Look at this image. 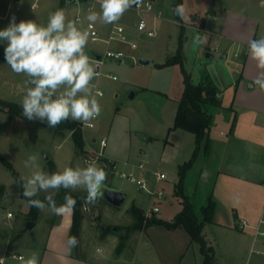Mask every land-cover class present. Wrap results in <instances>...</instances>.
I'll return each mask as SVG.
<instances>
[{"label": "rangeland", "instance_id": "1", "mask_svg": "<svg viewBox=\"0 0 264 264\" xmlns=\"http://www.w3.org/2000/svg\"><path fill=\"white\" fill-rule=\"evenodd\" d=\"M223 2L224 0H152V12L160 11L161 18L154 19L147 15V28L144 31L136 30L137 16L130 9L115 23L124 28L127 43L121 44V49L125 45L129 49L120 62L104 56L107 49L118 48L113 45L115 42H104L115 24H94L99 38L89 41L86 52L93 60L96 56L101 57L98 75L92 83L95 85L94 91L102 92V96H97L102 113L91 121V128L82 126L79 122L84 139V153L77 151L69 130L49 128L46 122L29 121L22 115L19 103L26 92V77L12 72L4 59L5 44L0 43V99L19 105L15 108L17 115L13 117H9L0 107V157L11 164L19 177L30 174V170L24 167V161L34 153L41 155L40 164L48 172L50 161L54 162L57 171L78 164L84 166L85 161H95L102 168L108 167L106 185L125 194L121 207H114L101 199L91 205L81 201L79 250L95 254V249L100 247L102 253H112L109 240L103 237L113 233L118 242L119 235L124 237V247L119 254L131 262L140 239H147V243L163 241L164 236L160 232L163 229L157 226L151 228L144 225L140 229H132L134 217L130 209L135 206L142 209L146 217L171 220L183 208V199L177 195L176 190L180 167L191 159V165L184 172L183 193L191 203L197 219H202L201 207L206 204L203 194L206 190L210 192V182L203 179L206 160L210 158L205 151V140L194 156L195 136L178 131L176 133H180L181 137H177L171 131L175 130L172 127L184 87L183 71L195 85H210L216 89L215 82L220 86L228 80L229 63L220 56L224 49L219 39L222 19L217 15L214 19L210 12L211 9L218 11V6ZM180 4L185 8L183 18L174 13V8ZM227 4L238 15L230 21L236 25L234 32L242 35L249 32L251 37L257 32L256 37H264V0H227ZM88 6L99 11L98 0H76L69 6L65 4V0H0V30L9 25L12 16H15L17 23L31 19L46 24L48 14L57 8H63L70 19L79 16L84 26L88 22L85 19ZM147 30L154 31V35L149 36ZM197 36L201 37L202 43L196 40ZM131 43L135 44V48H130ZM234 50L235 48L231 52V62L234 60ZM206 52L211 54L210 58H206ZM139 55L146 56L142 58H147L150 63H137ZM174 57L175 60L179 58L180 63L167 64ZM111 76H115V79ZM131 92L133 97L129 98ZM215 120L217 122L211 130L218 135L224 129V124L219 121L220 116ZM77 128L78 126L75 129ZM102 137L105 140L101 151L99 141ZM92 138L96 143H92ZM92 150L102 152L104 157L97 155L95 158ZM106 158L109 162L105 161ZM123 160L133 165L140 164L151 182H154L155 174L163 173L166 178L154 188L160 190L163 197L160 200L152 198L145 190L138 189L135 182L121 177L122 172L126 175L130 173V168L123 165ZM114 162L116 167L113 169ZM134 176L137 178V175ZM15 181L11 170L0 159V256L18 253L15 249H7L9 245L23 246V250L29 247L42 248L51 227L60 218L47 209L39 211L30 208L22 195V186ZM149 188L153 189L151 186ZM71 192L85 193L82 189ZM60 194L61 191L56 197ZM45 195L46 193H40L42 198ZM152 205L158 206L159 212H150ZM8 212L11 213L10 217H7ZM27 222H34V226L26 228ZM146 249L147 246L142 244L140 254L143 264L150 263ZM115 251L113 256L117 255ZM13 261L16 260L6 258L5 264ZM201 262L199 245L192 242L182 264ZM133 264L140 263L135 260ZM218 264H223L219 257Z\"/></svg>", "mask_w": 264, "mask_h": 264}, {"label": "crops", "instance_id": "2", "mask_svg": "<svg viewBox=\"0 0 264 264\" xmlns=\"http://www.w3.org/2000/svg\"><path fill=\"white\" fill-rule=\"evenodd\" d=\"M218 7V11L211 9L210 12L214 19L216 15L222 19V33L219 39L224 49L220 56L227 64L229 63V68L228 80L220 86L214 83V86L217 85L216 95L219 103L212 109V123L207 131L208 145L205 151L211 159L206 160L203 179L210 182V192L206 190L203 195L206 204L209 198L214 201L215 208L212 220L204 224L202 234L207 245L213 249V264H218V257L223 264H264V236L257 234L251 227L257 225L264 206V89L259 86L253 87V81L264 70L258 69L256 62L248 54L249 41L261 37H256L257 32L252 37L249 32L243 35L234 32L236 25L230 21L238 15L232 12L227 0ZM113 45L124 52L129 50L127 45L124 49H121L119 43ZM234 48V60L231 62L230 56ZM217 116H220L219 121L224 124V129L218 135L211 130L217 122L215 120ZM178 131L184 134L188 132L175 129L171 134L181 137L180 133H176ZM104 140L102 137L99 141L101 151L103 147L101 142ZM91 141L93 144L96 143L94 138ZM91 152L95 153V158L97 155L100 158L104 157L101 155L102 152L96 153L93 150ZM106 160L109 162L107 158ZM122 163L130 168L129 174L137 175L136 179L144 180L148 187L154 189L161 182L157 181L156 177L154 182H151L140 164H129L127 160H123ZM112 165L114 169L115 162ZM71 218L72 213L60 216L59 221L51 227L42 248L29 247L23 250V246L9 245L7 249H15L25 258L36 253L39 256V264H133L135 260L143 264L140 250L144 244L147 246V253L145 251L144 253L149 255L150 263L182 264L192 244L184 228L167 230L159 227L163 229L160 230L164 236L163 241L147 243V239L146 241L140 239L138 249L133 253L131 262H128L121 254L113 256L118 240L112 233L103 237L109 240L112 253H102L100 247L95 249V254L80 250V258L77 259L71 256L66 244ZM243 221L246 226H241ZM9 258L16 260L10 264H19L17 259L8 256L7 259Z\"/></svg>", "mask_w": 264, "mask_h": 264}, {"label": "clouds", "instance_id": "3", "mask_svg": "<svg viewBox=\"0 0 264 264\" xmlns=\"http://www.w3.org/2000/svg\"><path fill=\"white\" fill-rule=\"evenodd\" d=\"M99 11L89 9L85 19L92 24H115L142 0H98ZM33 12L34 9L32 8ZM175 15L183 18L182 4L174 9ZM90 33L83 28L79 18L70 19L63 8L48 14L46 24L36 20H20L15 16L9 25L0 30V43H4V59L12 72L26 77V92L20 105L22 115L29 121L46 122L55 128L69 120L89 125L102 113V107L92 83L97 75L99 62L86 52ZM198 42H203L197 36ZM248 54L258 69L264 70V37L248 43ZM264 89V71L253 81V87ZM41 155L30 154L24 167L30 170L28 176H20L15 182L22 186V195L30 208L48 210L53 215L74 213L77 200L71 191L82 189L86 204H95L111 191L107 185V172L95 161H85L84 166L64 167L60 171H45ZM65 191L63 203L57 204L56 195ZM46 193L43 199L40 193ZM69 251L79 245L72 235L67 238ZM19 264H39L36 253L27 258L13 257ZM5 264V258H0Z\"/></svg>", "mask_w": 264, "mask_h": 264}, {"label": "trees", "instance_id": "4", "mask_svg": "<svg viewBox=\"0 0 264 264\" xmlns=\"http://www.w3.org/2000/svg\"><path fill=\"white\" fill-rule=\"evenodd\" d=\"M177 6V5H176ZM176 8V7H175ZM174 8V9H175ZM177 16V15H176ZM178 17V16H177ZM179 57V56H178ZM176 63H180L179 58L175 60L171 58L167 64L174 65ZM183 91L179 100L175 120L173 127L174 129H181L192 133L195 136L196 141V149L194 151V156L196 155L197 150L200 147V144L205 140V150L207 149V131L212 123V109L218 106L217 99V90L210 85L198 84L195 85L190 82L189 75H187L183 71ZM0 107L9 117H13L17 115L15 112V108L19 107L16 103L1 100L0 99ZM81 123L76 121H67L62 123L57 128L62 130H69L71 133V137L73 139L74 145L79 153H84V139L83 133L79 128ZM78 126L77 129H75ZM1 162L11 170L12 174L15 176L16 180L19 179V175L16 171L13 170L11 164L6 162L2 157H0ZM193 159L190 162L180 167V178L178 181V185L176 187L177 195L181 196L183 199V208L180 210L172 220H164L156 217H146L144 213L137 207L133 206L130 209V213L134 217V224L132 229H140L144 225L145 226H157L167 230H173L176 228H184L188 233L190 240L199 245V250L202 255L201 264H213L214 262V254L212 247L207 245V242L202 234V229L205 223H209L212 220V213L215 208V203L210 198L205 206L201 208L202 219L198 220L196 217V213L193 210V207L189 200L185 197L183 193V178L184 172L191 165ZM106 172H108V167H103ZM57 171L54 163L52 161L49 162V172ZM77 200V206L72 213L71 225L69 228V236H76L79 240V232H80V224L81 218L79 217L80 213V203L83 200L82 197L86 195L83 194H75L70 192ZM65 195V191L62 189L60 196L57 197V204L63 203V197ZM42 198V197H39ZM43 199V198H42ZM119 242L116 246V254L122 251L124 247L123 241L125 240L123 236L119 235ZM79 245L71 250V256L73 258H80Z\"/></svg>", "mask_w": 264, "mask_h": 264}, {"label": "built area", "instance_id": "5", "mask_svg": "<svg viewBox=\"0 0 264 264\" xmlns=\"http://www.w3.org/2000/svg\"><path fill=\"white\" fill-rule=\"evenodd\" d=\"M91 9V6L87 7V10ZM132 11L135 12L137 18H136V22H135V28L137 31H144L147 28V19L146 16L149 15L151 17H153L154 19H159L161 18V12L157 11V12H152L153 11V4H152V0H142L141 4L139 6H134L131 8ZM75 18H79V16H76ZM84 29H86L89 33H90V38L89 41L93 42L98 40L99 38V34H98V30L96 29L95 25L92 24L90 25L89 22L85 23L83 26ZM147 34L149 36H153L154 35V31L152 30H147ZM104 42L106 44H111L112 42L115 43H119V44H126V37L124 34V28L122 25L119 24H115L112 26L107 38L104 40ZM130 48H135V44L131 43ZM104 56L106 58H110L113 59L115 61L118 62V60L122 61V59L125 56V52L123 50H119V49H114V50H109L107 49L104 53ZM101 57L100 56H96V59H94L95 61H98L99 63L101 62ZM98 68V67H97ZM111 78L114 80L115 76H111ZM95 94L97 96H102V92L100 90H96ZM82 126H86V127H93V123L90 122L89 125H85L82 123ZM101 145H104V141L101 142ZM120 176L125 178L127 177L131 182H135L137 184L138 189L141 190H145L149 195L152 196V198H156L158 200H160L163 197V193L160 190L157 189H150L147 185V183L142 180V179H136L132 174L126 175L125 173H120ZM156 180L157 181H161L163 179L166 178V176L163 173L160 174H155ZM150 212L156 213L159 211V207L156 205H152V207H150L149 209ZM11 213H7V217H10ZM247 224L243 221L241 223V226H246ZM257 234L264 236V229H259L260 227H264V206H263V214L262 216L259 218L257 225L255 226H251ZM19 257V256H23L19 253L16 252H12L9 255H3L0 256V258H7V257ZM18 260V259H17Z\"/></svg>", "mask_w": 264, "mask_h": 264}, {"label": "water", "instance_id": "6", "mask_svg": "<svg viewBox=\"0 0 264 264\" xmlns=\"http://www.w3.org/2000/svg\"><path fill=\"white\" fill-rule=\"evenodd\" d=\"M76 2V0H65V4L67 6L69 5H72ZM206 58H209L210 54L209 52H206ZM118 62H120V60H118ZM137 63L141 64V65H146V64H149V60L146 59V58H138L136 60ZM98 70V68H97ZM133 97V93L131 92L129 94V98H132ZM108 174V172H107ZM107 187L111 190L109 192H106L105 193V196L104 198H102L101 200H103L104 202L114 206V207H121L125 201V194L118 190V189H114L110 186L107 185ZM16 196H19V195H16ZM56 200H57V197H56ZM34 226V222H27L26 223V228L28 229H31L32 227Z\"/></svg>", "mask_w": 264, "mask_h": 264}]
</instances>
